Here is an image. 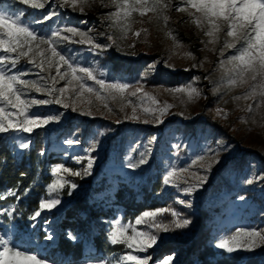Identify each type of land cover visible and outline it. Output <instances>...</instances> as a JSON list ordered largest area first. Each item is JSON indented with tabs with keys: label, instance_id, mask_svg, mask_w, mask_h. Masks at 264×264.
Masks as SVG:
<instances>
[{
	"label": "snow or ice",
	"instance_id": "snow-or-ice-1",
	"mask_svg": "<svg viewBox=\"0 0 264 264\" xmlns=\"http://www.w3.org/2000/svg\"><path fill=\"white\" fill-rule=\"evenodd\" d=\"M99 3L102 8H112L101 17L103 21H109V27L116 28L119 39L125 40L129 33L136 38L144 33L148 35L147 28L132 31L134 15L141 18L147 17L151 23L153 18L157 22H163L167 28L170 16L169 12L175 10L186 13L189 21L208 37L205 48L211 52H218L221 59L217 68L222 75L213 93L220 91L221 86L228 90L242 88L245 91L241 95L233 96L234 101H253L248 103L243 111L253 115L260 113L264 121V0H13L12 5L0 7V134H13L10 138L19 144L22 149H28V142L17 140L20 133L31 134L53 122H58L60 115H44L40 106L50 104L60 105L64 109L71 108L77 111V101L86 103L87 109H81L82 115H93L92 99L111 113L113 108L110 103L119 101V110L131 107V115L125 119L141 121V114L145 117L141 122L162 124L163 117L171 114L169 109L173 105L163 104L152 93L145 90V85L137 80L130 83L124 80L106 79V73L99 71L93 64L80 63L68 45L79 44L86 46L88 52L100 55L108 48L116 45V39L107 32H95L94 29L83 30L80 27L62 24L49 29L47 34L38 30L37 25L59 18L62 9L70 8L73 12L86 15L85 9ZM17 5L19 7H17ZM48 7L45 15L37 18L35 15L28 19V9L43 10ZM151 14V15H150ZM141 23L144 22L142 19ZM165 35L173 41V46L183 47L174 29H168ZM100 36L105 37L110 43L98 42ZM145 42H147L145 40ZM203 43V42H202ZM217 45L220 47L217 48ZM135 47V44L129 45ZM232 50L233 54L226 52ZM184 58L195 60L191 51L184 53ZM31 67H24V65ZM202 66L193 64V67ZM155 63L148 66L141 79L147 77L150 71L155 70ZM169 67H174L169 65ZM188 71V69H185ZM54 72V74H53ZM35 76V78H28ZM209 79V77H205ZM200 77H193L192 81L181 86L171 87L165 91L173 95L186 97L182 104L192 103L201 98L202 90L196 87ZM63 81V86H59ZM92 82V84H89ZM95 85V86H93ZM33 93L45 98H37ZM136 98V103L131 98ZM139 109V113H138ZM217 114L225 118L228 113L223 109H217ZM183 115V113H180ZM150 118V119H149ZM246 122L244 117L240 118ZM117 120L116 123H120ZM253 119V123H255ZM264 127V124H261ZM99 135H104L100 132ZM152 137L149 144L155 141ZM65 144L72 146L80 142L74 139H66ZM97 141L93 140L89 147L83 149V155L72 156L71 159L77 164L86 161L81 170L66 167L63 163L57 164L50 169L51 182L46 185V195L38 201V207L30 214L29 219L35 221L42 212H51L58 209L62 204L61 193L65 188L70 189L68 195H72L78 185L67 179L68 176L84 177L92 174L95 158L91 152L95 150ZM178 148L179 145H173ZM227 151L223 142H217V148H208L204 154L197 155L185 167H169L163 175V185L178 189L186 197H191L207 182V175H201L200 171H192L193 167L203 169L205 173L212 170L213 165L219 164L220 150ZM135 149H133L134 151ZM151 149L145 145V151L141 152L140 158L132 162L129 158L127 167L135 169L139 165L148 163L147 156ZM209 153H214L209 157ZM188 173L189 178L184 174ZM23 175V174H22ZM264 180V176L257 177ZM245 183L251 185L253 179H246ZM183 185V186H182ZM27 189H25L26 194ZM7 196L21 198L16 189H9ZM5 194L0 193V199ZM240 200L245 197L240 196ZM176 203L191 207V201L177 198ZM16 211L15 205L10 209L0 211V216L13 217ZM108 240L114 246H122V253L100 264H150L153 257L149 254L162 242V233H171L176 230L187 229L192 220L187 218L181 211L171 206L148 209L135 216L134 220L123 221L119 218L110 221ZM70 239H75L69 233ZM47 240L53 239L51 235ZM264 246V231L248 227H236L234 231L221 236L215 247L229 254L246 251L251 252ZM174 256L167 255L157 264H173ZM0 264H50L47 258L38 252L22 248L15 244L8 236L0 234Z\"/></svg>",
	"mask_w": 264,
	"mask_h": 264
},
{
	"label": "rangeland",
	"instance_id": "rangeland-1",
	"mask_svg": "<svg viewBox=\"0 0 264 264\" xmlns=\"http://www.w3.org/2000/svg\"><path fill=\"white\" fill-rule=\"evenodd\" d=\"M105 2L107 3L108 0ZM12 4L13 0H0V7ZM17 7L19 6L17 5ZM48 10V7L43 10L28 9V19L31 20L33 15L39 18L47 14ZM60 11L59 18H54L53 21L43 25H37L38 30L47 34L50 27L55 28L62 24H69L83 30L91 28L97 33L107 32L113 35L116 45L100 55L88 52L86 46L79 44H71L67 47L72 50L73 55L80 63L93 64L99 71L106 73L105 78L109 81L116 79L135 83L140 80L145 85V90L156 96L161 104L167 102L173 107L169 109L171 114L163 117L164 122L159 125L141 122L145 119L142 114L141 121L125 119L126 115H131V107L120 111L119 101L110 103L113 111L109 113L95 100V97H91L93 101L91 105L93 115L91 116L81 114V109L86 110L88 105L80 101H77V111H72L71 108L66 110L56 104L40 106L39 109H35L44 115H62L58 122L50 123L31 134H18L17 140L22 138L21 142L29 143L35 134L45 133L47 138L45 154L59 156L66 167L81 170L86 161L77 164L71 157L83 155V149L89 147L93 140L97 141L95 150L91 152L95 158L92 174L82 178L66 177L76 183L78 187L72 190L71 196L68 195L70 189L65 188L61 193L62 204L58 206V209L51 212L44 211L40 217L33 221L31 227L39 223L43 215L50 217V220L42 223V232L45 234V238L38 245L37 252L41 256L46 255V243L55 242L57 239L56 224L59 216L74 199L85 195L91 181L122 182L139 191L149 184L151 177L158 170L164 175L167 169L173 165L185 167L197 155L204 154L208 148L216 149L217 142L221 141L227 147V151L220 150L219 157H217L220 163L213 165L211 172L205 173L203 169L197 167L191 169L192 171L199 170L201 175L208 177L204 186L191 197L184 196L178 189L165 186L162 182V192L167 197L164 207L171 206L181 211L192 220V224L187 229L162 233V242L154 249L149 250V254L153 257L150 264H157L163 259L154 257L153 253L163 244L189 242L194 239L196 217L199 216L201 210L212 211L210 224H212L213 230L210 244L217 255L237 254L246 258L249 255L263 253L264 246L251 252L238 251L231 254L215 247L221 236L234 231L236 227L264 231V180L256 179L264 176V127L261 126L264 121L261 120L260 113L253 115L243 111L246 105L254 103L253 101H234L232 99L233 96L241 95L245 89L228 90L221 86L219 92L213 93V88L216 87V82L222 75L221 70L217 68L221 58L218 52L214 53L208 50L212 45L205 48L208 37L204 36L203 32L189 21L186 13L175 10L168 13L170 20L167 28L164 27L162 21L157 22L155 18L149 23L147 17L141 18L134 15L135 22L132 25V31L147 28L148 35L145 37L144 33H141V36L136 38L130 32L125 40L119 39V31L114 27H109V21L101 20L104 14L113 11L112 8H102L99 3H96L90 8L86 7V15H82L78 11L73 12L70 8ZM142 19L143 23L140 22ZM168 29H174V34L183 47L174 48L173 41L165 35ZM98 42L101 44L110 43L103 36L98 38ZM131 44H135V47H129ZM219 47L217 45V48ZM187 51H191L196 59L184 58V53ZM231 54H233L232 50L227 51L224 58ZM119 63H121V67L115 69V64ZM153 63L156 65L155 70L150 71L146 78L141 79L148 66ZM201 63L202 66L193 67V64ZM169 65L174 67H169ZM24 67L31 66L25 64ZM193 77H200L195 86L202 90L201 98L195 102L182 104L181 100L186 97L165 91L167 88L189 83ZM205 77H209L212 82L210 83L209 79H205ZM28 78H35V76ZM63 83L61 81L58 87L63 86ZM33 95H36L37 98H45L36 93ZM131 99L136 103L135 97ZM218 108L228 113L226 118L222 114H217ZM261 113H264V108L261 109ZM241 117H244L246 122H242ZM253 119H255V123H253ZM117 120L121 122L116 123ZM100 132H104V135H99ZM1 135L8 136L10 147L16 156L22 155L27 150L20 148L19 144L10 138L13 134ZM152 137L156 139L149 144ZM66 139L78 140L80 143L69 146L64 143ZM145 145L151 149L147 156L148 163L139 165L135 169L128 168L126 165L129 158L132 162L138 161L139 154L145 151ZM173 145H179V147L175 148ZM133 149L135 150L133 151ZM208 155L211 157L214 153ZM184 176L189 178L188 173H185ZM246 179H253L254 183L249 185L245 183ZM240 196L245 199L240 200ZM177 198L191 201L192 206L186 207L176 203ZM117 218L122 220L119 214L114 219ZM109 222L105 226L107 238L110 231ZM11 231L15 232L13 229ZM47 235H51L53 239L47 240ZM25 238L24 236L23 240ZM34 244L32 241L31 246ZM91 247L92 244L89 243V240H85L84 250L93 249ZM119 248L114 253L115 256L123 254L122 246ZM114 254L108 259L91 260L85 264H100L101 261L113 259ZM172 255L174 256L173 264H180L182 257L176 253Z\"/></svg>",
	"mask_w": 264,
	"mask_h": 264
},
{
	"label": "trees",
	"instance_id": "trees-1",
	"mask_svg": "<svg viewBox=\"0 0 264 264\" xmlns=\"http://www.w3.org/2000/svg\"><path fill=\"white\" fill-rule=\"evenodd\" d=\"M119 66L121 63L115 64L114 68L119 69ZM29 144L22 155L16 156L8 136H0V193L5 194V198L0 199V211L13 205L16 207L13 217L0 216V234L6 238L11 236L18 246L37 252L38 245L45 238L42 223L50 217L43 215L41 221L31 227L33 221L29 216L38 207L39 199L46 195V185L52 179L50 169L63 161L59 156L45 154V133L32 136ZM162 178V172L158 170L149 184L139 191L122 182L91 181L85 195L74 199L59 216L57 239L46 243V255L42 257L50 264H85L91 260L108 259L120 248L108 241L106 223L118 214L123 221L134 220L144 210L164 207L167 197L162 192ZM9 189H16L22 194L21 198L7 196ZM211 218V210H201L196 217L194 239L182 243L167 242L153 252L154 257L164 258L176 253L182 257L180 264H264V252L246 258L237 254L217 255L210 244ZM69 233L75 239H70ZM85 240H89L93 249L84 250ZM32 241L34 246H31Z\"/></svg>",
	"mask_w": 264,
	"mask_h": 264
}]
</instances>
